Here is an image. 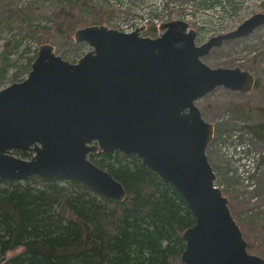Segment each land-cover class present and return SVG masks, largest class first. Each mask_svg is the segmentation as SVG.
Here are the masks:
<instances>
[{"label": "water", "instance_id": "water-1", "mask_svg": "<svg viewBox=\"0 0 264 264\" xmlns=\"http://www.w3.org/2000/svg\"><path fill=\"white\" fill-rule=\"evenodd\" d=\"M261 25L264 12L200 45L182 20L162 23L154 38L139 36V29L88 25L77 28L74 39L91 50L74 63L55 54L51 44H41L28 76L0 89V178L71 179L121 201L122 184L88 154L98 149L134 154L194 215L181 235L183 264H264L248 252L227 197L214 185L205 154L213 124L195 104L216 86L253 88L250 71L211 68L201 57ZM18 150L31 156H17Z\"/></svg>", "mask_w": 264, "mask_h": 264}, {"label": "rangeland", "instance_id": "rangeland-1", "mask_svg": "<svg viewBox=\"0 0 264 264\" xmlns=\"http://www.w3.org/2000/svg\"><path fill=\"white\" fill-rule=\"evenodd\" d=\"M219 1L222 3L214 0H0V67L4 63L2 54L9 63L4 67L6 71H0V89L28 76L31 64L27 71L26 63L29 58L35 59L43 44L38 38L47 39L44 43L51 44L55 54L71 63L91 50L86 42L75 41L74 36L64 38L52 30L45 33L44 29H51V14L58 7L80 9L78 14L85 22L93 18L88 5L105 12L104 22L77 28L104 25L122 29L138 24L139 36L149 38L161 34L162 23L182 20L196 31L198 44L230 32L253 14L264 12V0ZM34 30H37L35 35ZM201 60L211 68L248 70L260 82V88L253 87L247 92L216 86L195 104L201 117L213 124L205 154L215 175L214 184L227 197L248 252L264 258V140L250 129L254 124L264 123V25L245 37L211 47Z\"/></svg>", "mask_w": 264, "mask_h": 264}, {"label": "trees", "instance_id": "trees-1", "mask_svg": "<svg viewBox=\"0 0 264 264\" xmlns=\"http://www.w3.org/2000/svg\"><path fill=\"white\" fill-rule=\"evenodd\" d=\"M88 6L93 12L88 22L80 9L64 5L53 10L52 27L45 33L71 38L80 25L105 21L104 11ZM45 41L38 38L40 44ZM2 56L0 71H6L9 63ZM253 87L260 88L258 79ZM250 129L264 140V123ZM88 157L122 184L126 195L121 201L71 179L0 178V264H183L181 235L194 223L183 197L134 154L98 149Z\"/></svg>", "mask_w": 264, "mask_h": 264}, {"label": "built area", "instance_id": "built-area-1", "mask_svg": "<svg viewBox=\"0 0 264 264\" xmlns=\"http://www.w3.org/2000/svg\"><path fill=\"white\" fill-rule=\"evenodd\" d=\"M137 25L138 24H134V26H130L128 28H122L124 31H127V32H130V31H133L137 28Z\"/></svg>", "mask_w": 264, "mask_h": 264}]
</instances>
